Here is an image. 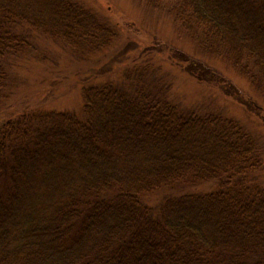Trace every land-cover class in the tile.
I'll return each instance as SVG.
<instances>
[{"label":"trees","instance_id":"16d2710c","mask_svg":"<svg viewBox=\"0 0 264 264\" xmlns=\"http://www.w3.org/2000/svg\"><path fill=\"white\" fill-rule=\"evenodd\" d=\"M138 1L165 7L200 55L228 65L264 101V0ZM36 33L80 60L118 38L76 0H0V114L8 59ZM179 56L198 80H220ZM122 80L81 87L79 115L1 119L0 264H264L258 141L222 114L182 111L155 80ZM201 184L215 189L185 191ZM155 195L151 211L144 198Z\"/></svg>","mask_w":264,"mask_h":264},{"label":"rangeland","instance_id":"374dc122","mask_svg":"<svg viewBox=\"0 0 264 264\" xmlns=\"http://www.w3.org/2000/svg\"><path fill=\"white\" fill-rule=\"evenodd\" d=\"M76 1L116 31L118 38L114 45L102 54L80 60L36 33L22 55L8 59L10 84L0 121L29 111L79 115L83 86L118 83L123 77L131 84L155 80L157 87L182 111H211L242 125L262 149L263 170L258 178L264 187V101L245 79L225 63L200 55L194 41L178 32L165 7L152 11L138 0ZM181 53L211 69L220 80H198L186 70L192 61L186 62L189 59H182ZM225 86L235 88V94L224 93ZM250 103L262 112L253 110L248 106ZM214 189L213 184H201L185 191L204 194ZM171 192L178 197L184 190ZM161 198V195L145 197V208L154 211Z\"/></svg>","mask_w":264,"mask_h":264}]
</instances>
